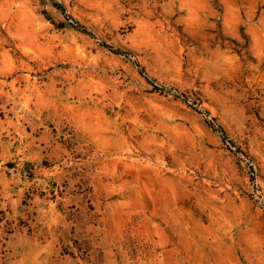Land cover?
Masks as SVG:
<instances>
[{
	"label": "rangeland",
	"instance_id": "obj_1",
	"mask_svg": "<svg viewBox=\"0 0 264 264\" xmlns=\"http://www.w3.org/2000/svg\"><path fill=\"white\" fill-rule=\"evenodd\" d=\"M0 264H264V0H0Z\"/></svg>",
	"mask_w": 264,
	"mask_h": 264
}]
</instances>
